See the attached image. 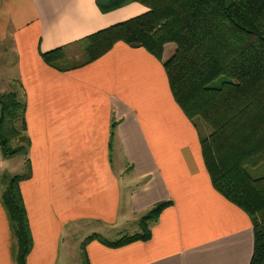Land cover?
<instances>
[{"label": "crops", "instance_id": "0c3cea01", "mask_svg": "<svg viewBox=\"0 0 264 264\" xmlns=\"http://www.w3.org/2000/svg\"><path fill=\"white\" fill-rule=\"evenodd\" d=\"M106 1L0 0V41L13 54L2 77L25 92L31 141L13 162L22 173L28 158L32 166L21 183L33 238L25 264H250L252 219L214 188L163 61L124 42L73 61L89 36L148 11L138 2L103 10ZM58 48L66 57L47 63L43 53ZM15 173L0 169V264H20L3 198ZM167 201L149 239L83 246L95 234H137L141 217Z\"/></svg>", "mask_w": 264, "mask_h": 264}, {"label": "trees", "instance_id": "16d2710c", "mask_svg": "<svg viewBox=\"0 0 264 264\" xmlns=\"http://www.w3.org/2000/svg\"><path fill=\"white\" fill-rule=\"evenodd\" d=\"M106 2L100 3L103 10L138 2L148 11L89 36L88 61L117 42L144 47L163 61L177 103L190 119L198 117L210 129L201 144L214 188L252 219L250 264H264V175L254 177L248 170L264 164V0ZM167 43H174L176 50L165 60ZM43 58L54 64L65 58V51L45 52ZM26 108L25 92L22 97L14 91L0 93V148L6 158L29 155ZM31 175L28 158L25 172L12 177L3 195L17 228L20 264L33 245L21 189ZM170 204L160 202L141 217L143 233L112 241L95 234L83 246L90 240L119 247L149 239V222Z\"/></svg>", "mask_w": 264, "mask_h": 264}, {"label": "rangeland", "instance_id": "374dc122", "mask_svg": "<svg viewBox=\"0 0 264 264\" xmlns=\"http://www.w3.org/2000/svg\"><path fill=\"white\" fill-rule=\"evenodd\" d=\"M108 2H109V0H108ZM85 42L86 43L84 45L81 44L80 46L75 48L77 51V54L74 57H72L73 61L78 62L80 60H82V61H86V59L88 60L87 48L89 47L88 46L89 40H87ZM5 46L8 47L7 43H3L2 41H0V93L4 94V93H9V92L14 91V92H18L20 97H22V90H21L19 82H17V81L10 82L8 80L3 81V77H2L3 64L8 58L13 60L12 51L10 50V52H8V53L5 52V49H7V48H5ZM175 50H176V45L174 43H167L165 45V50H164V54H163L165 60L168 59L175 52ZM84 55H85V60H84ZM65 57H66V55H65ZM72 59L69 60L70 63H71ZM189 120L195 125L200 137L208 135L210 129L207 125H205V123L200 118H198V117H195L194 119L189 118ZM20 124L21 123L18 121L17 125L20 126ZM18 160H20V157H18V156L5 159L3 157L1 149H0V169L9 168V169H12V171L16 172L15 175L22 174L23 170L20 169V166L18 164L13 163V162H17ZM248 170L252 174V176H254V177L263 176L264 175V164H262L258 167L248 168ZM140 228H141V231H139L138 233H143L142 227H140ZM82 259H83V257H82ZM79 260L81 261V259H79V256H78V261ZM73 263H77V262L75 261Z\"/></svg>", "mask_w": 264, "mask_h": 264}]
</instances>
